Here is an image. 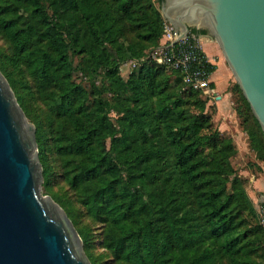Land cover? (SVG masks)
Returning a JSON list of instances; mask_svg holds the SVG:
<instances>
[{
    "label": "trees",
    "instance_id": "obj_1",
    "mask_svg": "<svg viewBox=\"0 0 264 264\" xmlns=\"http://www.w3.org/2000/svg\"><path fill=\"white\" fill-rule=\"evenodd\" d=\"M163 22L155 0H0V72L35 126L42 187L91 264L89 234L50 191L51 160L85 212L104 223L102 245L122 264H264V227L231 163L232 138L180 70L149 55ZM126 61L133 68L122 77ZM233 90V109L263 160V132L236 82Z\"/></svg>",
    "mask_w": 264,
    "mask_h": 264
},
{
    "label": "water",
    "instance_id": "obj_2",
    "mask_svg": "<svg viewBox=\"0 0 264 264\" xmlns=\"http://www.w3.org/2000/svg\"><path fill=\"white\" fill-rule=\"evenodd\" d=\"M160 13L178 36L206 30L264 135V0H163ZM42 179L35 126L0 72V264H91Z\"/></svg>",
    "mask_w": 264,
    "mask_h": 264
},
{
    "label": "rangeland",
    "instance_id": "obj_3",
    "mask_svg": "<svg viewBox=\"0 0 264 264\" xmlns=\"http://www.w3.org/2000/svg\"><path fill=\"white\" fill-rule=\"evenodd\" d=\"M155 5L159 8H161V3H159L157 0H155ZM151 53V52H149ZM130 61L123 62L119 66V72L122 77H126L129 72L132 70V64L130 65ZM228 69V68H227ZM227 89L231 92V102L230 106L234 108L236 105L239 104L240 99L238 93H236L233 90V85L235 83V80L230 72V70H227ZM5 77V76H4ZM22 77L17 78L16 87L18 91L20 92L21 82L23 83L24 79H21ZM75 80H81L82 76L80 73H76L74 76ZM7 80V79H6ZM83 85L88 87V83L85 80L82 79ZM9 84V83H8ZM10 86V85H9ZM15 98V92L10 86ZM216 93V92H215ZM200 97H203L206 99L205 109L208 114H210V118L216 128L219 129V125H222V128L224 130L222 133L224 135H231V132H238L237 134L241 133L242 138L240 140L239 137L235 140V146H236V152L231 157V163L233 167L237 170L238 175L244 180V185L246 192L250 196L255 209L257 211L259 222L263 225L261 215H259V211L264 207V200H263V194H264V159L260 160L256 157V153L250 148V145L248 144L247 136L244 130L241 126V118L238 117L235 113V116L231 117L227 123H224L227 119V117H223V120H221L218 116L216 105H215V99L208 97H204L203 95L199 94ZM23 99L26 101L25 104L29 108L32 114H36L39 112L38 108V102L35 101V99L30 95V92H28L27 95H23ZM17 100V99H16ZM23 110V109H22ZM24 112V111H23ZM235 112V111H234ZM25 114V113H24ZM110 115L112 116V119L116 117L115 112H111ZM229 115V114H228ZM230 117V116H229ZM27 118V117H26ZM225 118V119H224ZM28 119V118H27ZM29 120V119H28ZM225 120V121H224ZM236 126V130L233 128ZM233 130V131H232ZM244 132V133H242ZM52 165L51 170V177H50V191L57 194V196L60 199H63L67 202V204L71 207L73 210L75 221L77 223V226L80 228H83L87 231L90 237V247L89 250L91 251V254L96 257V263L97 264H122L117 259H115L108 250H106L102 245V229H103V222L99 219H93L90 217L84 210L83 206L77 201L75 196L73 195V192L69 189L67 184L64 182L60 169L58 168L57 164L53 160L50 161ZM43 181V179H42ZM42 181L39 184V193L41 195H50L44 187H42ZM53 199V198H52ZM54 200V199H53ZM55 201V200H54ZM57 202V201H55ZM58 203V202H57ZM59 204V203H58ZM60 205V204H59ZM264 216V214H263Z\"/></svg>",
    "mask_w": 264,
    "mask_h": 264
},
{
    "label": "built area",
    "instance_id": "obj_4",
    "mask_svg": "<svg viewBox=\"0 0 264 264\" xmlns=\"http://www.w3.org/2000/svg\"><path fill=\"white\" fill-rule=\"evenodd\" d=\"M149 55L158 63H166L180 70L187 86L199 90L204 97L215 98V91L209 84L211 72L206 68L211 62L202 50L198 34L189 30L184 36H178L172 25L164 20L159 44ZM263 214L264 207L259 211L264 224Z\"/></svg>",
    "mask_w": 264,
    "mask_h": 264
},
{
    "label": "crops",
    "instance_id": "obj_5",
    "mask_svg": "<svg viewBox=\"0 0 264 264\" xmlns=\"http://www.w3.org/2000/svg\"><path fill=\"white\" fill-rule=\"evenodd\" d=\"M198 37L200 38V44L205 55L207 56L209 61L213 65H215V69L210 73V79L213 82V89L216 92L214 98L215 105L219 118L223 120V117H227L226 121L224 120V123H227V121H229L231 117L235 116L234 109L230 106L231 92L227 89V70L229 68L225 63L217 44L210 39L208 33H200L198 34ZM222 125H224L223 122L219 125V129L221 128L220 130H224L222 128ZM233 128L235 130L237 129L236 126H234ZM237 133L238 132L235 133L233 131L231 132V135L229 134L234 144L237 137H239L240 140L243 139L242 134Z\"/></svg>",
    "mask_w": 264,
    "mask_h": 264
}]
</instances>
